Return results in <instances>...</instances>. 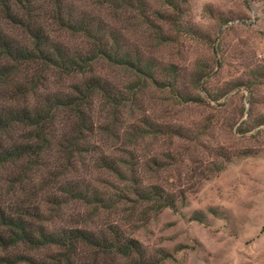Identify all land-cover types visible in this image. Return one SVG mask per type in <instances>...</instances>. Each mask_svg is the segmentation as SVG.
Returning <instances> with one entry per match:
<instances>
[{"label":"rangeland","instance_id":"374dc122","mask_svg":"<svg viewBox=\"0 0 264 264\" xmlns=\"http://www.w3.org/2000/svg\"><path fill=\"white\" fill-rule=\"evenodd\" d=\"M144 1L152 9L167 3ZM93 2L79 0L78 5L91 8ZM181 4L187 10L185 24L193 23L201 35L187 34L170 44L151 38L142 43L160 62L178 66L176 88L184 100L169 87L148 86L138 92L140 110L119 113L112 130L105 129L112 117L97 100L95 149L73 159L69 176L91 183L112 200L99 209L70 201L51 226H117L163 264H264V0ZM131 24L133 33L142 32L132 16ZM58 34L70 45L86 47L77 37ZM96 71L119 89L137 83L131 71L104 61ZM48 79L50 89L61 91L75 81L50 73ZM61 116L63 129L68 128L69 118ZM145 117L180 135L139 137L133 145L131 126H142ZM102 157L123 171L124 162L132 159L140 184L159 186L174 196L175 206L158 210L139 199L130 192L129 180L101 167ZM53 252L45 248L36 255L47 258ZM100 260L106 264L111 259Z\"/></svg>","mask_w":264,"mask_h":264},{"label":"trees","instance_id":"16d2710c","mask_svg":"<svg viewBox=\"0 0 264 264\" xmlns=\"http://www.w3.org/2000/svg\"><path fill=\"white\" fill-rule=\"evenodd\" d=\"M78 1L0 0V264H101L107 257L106 264L122 259L125 264H163L117 226L56 228L51 222L70 201L99 209L112 200L91 183L69 176L73 159L95 149L97 100L112 117L108 130L117 129L122 111L140 110L138 92L148 86L169 87L184 100L176 88L178 66L160 62L142 42L151 38L170 44L201 34L193 23L185 24L183 0H165L155 9L144 0H94L91 8H81ZM130 16L142 32L131 31ZM62 31L86 47L70 45L58 34ZM100 61L134 73L136 85L119 89L96 71ZM49 73L75 81L67 91L52 90ZM63 114L70 120L65 129ZM141 122L131 126L133 145L139 137L180 135L147 117ZM98 162L129 180L130 192L142 201L158 210L175 206L174 196L159 186L140 184L132 159L124 162V171L106 157ZM45 248H53V254L38 257L36 252ZM91 251L93 257L87 255Z\"/></svg>","mask_w":264,"mask_h":264}]
</instances>
